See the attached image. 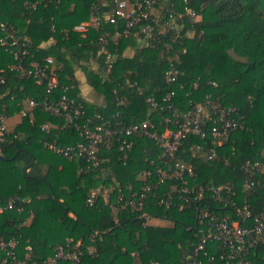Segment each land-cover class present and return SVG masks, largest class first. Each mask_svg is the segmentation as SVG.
Here are the masks:
<instances>
[{"label":"trees","instance_id":"trees-1","mask_svg":"<svg viewBox=\"0 0 264 264\" xmlns=\"http://www.w3.org/2000/svg\"><path fill=\"white\" fill-rule=\"evenodd\" d=\"M97 1L0 0V25L12 27L21 42L29 40V62L44 64L47 57L54 59L51 68L62 86L71 87L70 96L84 112L83 121H96L98 116L110 119L121 110L127 123L149 119L162 133L169 127L162 99L171 91L164 77L173 56L183 73L174 88L175 106L187 112L192 104L211 97L221 107L235 109L234 117L243 128L224 142L218 149L221 158L213 161L207 158L214 147L211 139L189 135L183 141L178 160L195 169L197 180L191 186L205 189L201 201L181 209V200L164 196L171 188L167 185L146 208L149 219L131 208L118 213L111 207L92 208L88 200L94 192L102 194L118 186L130 197L138 191L147 183L144 174L159 163L160 149L138 134L128 157L116 141L102 145L96 168L58 154L46 143L66 148L82 143L84 137L75 129H63L62 120L39 110L27 117L19 115L18 103L42 97L45 88L13 70L15 48L8 41L0 46V78L4 79L0 114L7 106L9 117L17 116L18 125L0 143V156L5 157H0V208L16 197L24 212H0V240L15 238L19 260L36 263L53 257L59 246L72 240L93 250L85 252L78 264H180L192 256L198 243V210L228 213L214 202L209 188L233 182L241 204L246 178L242 166L251 160L260 161L262 169L248 203L254 213L264 206V0H156L163 20H170V12L180 11L185 17L178 20L177 30L154 40L143 33L151 21L140 22L128 37H120L124 20L117 24L105 20L102 30L92 29L86 36L74 33L76 25L89 19ZM115 8L111 2L108 11L112 14ZM187 9L200 19L190 20ZM101 34L109 38L110 59L97 44ZM166 44L172 47L171 56ZM81 79L96 97L93 101L83 97ZM152 97L160 107L150 106ZM117 98L125 104L119 106ZM45 123L50 124L47 131ZM162 198L169 201L168 207L158 204ZM247 261L264 264L261 241Z\"/></svg>","mask_w":264,"mask_h":264},{"label":"built area","instance_id":"built-area-1","mask_svg":"<svg viewBox=\"0 0 264 264\" xmlns=\"http://www.w3.org/2000/svg\"><path fill=\"white\" fill-rule=\"evenodd\" d=\"M111 2H115L116 8L111 14L108 10ZM186 16L193 22H197L199 15L192 10H186ZM156 0H98L90 9V17L73 28V32L86 36L92 29L102 30L105 20L111 24H117L119 20H124L125 27L122 29L120 37H128L133 29L142 21H151L144 29L143 33L148 40H154L156 36L165 35L166 32L177 30V22L185 17L182 12H170V20H163L159 15ZM4 35L0 36V46L8 45L15 48L12 51L16 63L13 70L20 77H30L36 80L39 86L45 88L44 95L40 98H27L18 103L19 115L27 117L36 110L46 113L49 116L63 121V129H75L80 131L84 141L76 146L57 148L46 143L58 154L63 155L68 160H85L94 168L99 167L101 159L99 148L111 141H116L120 145V151L128 157V150L133 145V137L138 134L153 140L161 151L159 163L154 169L148 170L144 175L147 183L142 185L136 192H132L127 197L124 190L118 186L99 194L94 192L88 200V205L92 208L111 207L114 213L125 209H134L141 213V217L149 219L146 208L151 201L157 198V191L163 186L170 185L171 188L165 192L167 199L181 200V209L189 207L195 201H201L205 197L204 188H194L191 186L197 180L195 169L178 160V152L183 141L189 136H194L200 140H212L214 146L208 152V160L220 159L218 149L224 142L229 140L234 132L243 128L241 122L234 117L236 110L233 108H223L211 97H207L204 103L192 104L187 112H182L174 104L176 97L175 86L183 76L182 71L176 66V58L169 59V68L165 73V85L171 89L162 101L166 104L169 116L166 122L169 127L162 133L155 130V124L147 119L144 121L126 122L123 113L118 110L116 114L106 119L98 116L96 121H83L84 112L81 105L70 96L71 87L62 86L58 75L52 70L54 59L47 57L44 64L29 62L30 57L27 49L29 40L20 38L14 33L13 28L6 24L0 25ZM97 44L102 53L111 55L107 51L109 38L101 34ZM167 55L171 56L172 47L165 45ZM4 83V79L0 78ZM119 106L125 102L120 98L116 99ZM149 104L153 108L160 107L159 102L150 98ZM9 111L4 107L0 114V143L10 134L8 127ZM50 129V124L45 123L43 130ZM198 150L203 148L197 146ZM225 163L228 160L225 159ZM262 169L258 160H251L242 166L246 176L243 182L242 203L237 202L238 189L235 183L227 182L220 186H211L208 190L214 202L223 205L228 209L226 215H219L215 211L206 208L198 210L199 232L198 243L192 256L180 264H248L247 257L254 246L261 241L264 244V206L259 213H254L248 203V197L253 191L255 178ZM132 191V188H127ZM19 199L11 198L0 212L4 210L24 212L18 206ZM159 205L169 206V201L165 198L158 200ZM17 240H0V264H62L70 262L78 264L85 252L93 253L91 248H86L81 242L74 243L67 241L65 245L57 248L53 257L42 263L30 262L29 258L19 260L16 254ZM160 264V263H155Z\"/></svg>","mask_w":264,"mask_h":264},{"label":"crops","instance_id":"crops-1","mask_svg":"<svg viewBox=\"0 0 264 264\" xmlns=\"http://www.w3.org/2000/svg\"><path fill=\"white\" fill-rule=\"evenodd\" d=\"M81 87H82L83 97L87 101H93L96 98L94 96L92 90L89 88V86L86 85V83H85V81L83 79H81ZM18 118H19V116H18ZM16 125H18L17 116H14L12 118H9V120H8V127H9L10 132L15 129Z\"/></svg>","mask_w":264,"mask_h":264},{"label":"water","instance_id":"water-1","mask_svg":"<svg viewBox=\"0 0 264 264\" xmlns=\"http://www.w3.org/2000/svg\"><path fill=\"white\" fill-rule=\"evenodd\" d=\"M0 157H2V158H4V159H5V157H3V156H0ZM33 163H34V161H33Z\"/></svg>","mask_w":264,"mask_h":264},{"label":"rangeland","instance_id":"rangeland-1","mask_svg":"<svg viewBox=\"0 0 264 264\" xmlns=\"http://www.w3.org/2000/svg\"><path fill=\"white\" fill-rule=\"evenodd\" d=\"M198 19H200V16L198 17ZM94 97V96H93ZM156 224V223H155Z\"/></svg>","mask_w":264,"mask_h":264}]
</instances>
